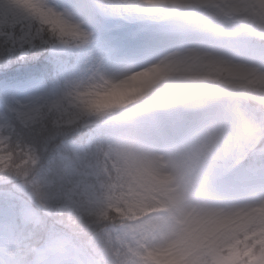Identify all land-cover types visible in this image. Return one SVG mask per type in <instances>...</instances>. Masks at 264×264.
I'll use <instances>...</instances> for the list:
<instances>
[{
    "label": "snow or ice",
    "instance_id": "1",
    "mask_svg": "<svg viewBox=\"0 0 264 264\" xmlns=\"http://www.w3.org/2000/svg\"><path fill=\"white\" fill-rule=\"evenodd\" d=\"M0 264H264V0H0Z\"/></svg>",
    "mask_w": 264,
    "mask_h": 264
},
{
    "label": "rangeland",
    "instance_id": "2",
    "mask_svg": "<svg viewBox=\"0 0 264 264\" xmlns=\"http://www.w3.org/2000/svg\"><path fill=\"white\" fill-rule=\"evenodd\" d=\"M57 2H59V0H57Z\"/></svg>",
    "mask_w": 264,
    "mask_h": 264
}]
</instances>
